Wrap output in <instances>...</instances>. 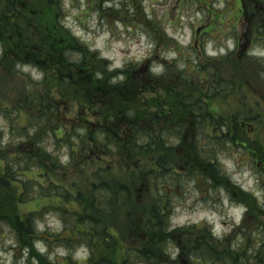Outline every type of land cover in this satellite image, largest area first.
Wrapping results in <instances>:
<instances>
[{"label": "rangeland", "instance_id": "obj_1", "mask_svg": "<svg viewBox=\"0 0 264 264\" xmlns=\"http://www.w3.org/2000/svg\"><path fill=\"white\" fill-rule=\"evenodd\" d=\"M5 1L0 0V8ZM246 1L20 0L18 8L32 25L22 28L19 32L9 27L0 34V49L3 50L4 47L9 55L18 52L17 47H27L19 50L20 56L17 61L9 58V62L7 59L4 65H0V106L6 107L0 108V117H3L0 123L5 130L8 128L5 126V121L9 122V117L14 114L17 117L11 118L22 127H27L25 121L29 115L34 119L43 118L41 112L32 111L35 107H32V102L26 99L30 96L29 89L37 85V90L40 91L41 97L45 98L49 108L58 110V113L52 112L49 115L48 124L53 125L56 130L61 127V131H64L67 137L73 134L72 129L82 128L79 132L82 140L75 148L82 154L77 152L78 155L74 160H70L71 157L61 142L55 141L54 137L47 142L49 137L44 134L40 136V132L36 138H33L34 142L38 143L30 145L31 135L34 134L31 128L14 130L10 133V141L5 136V150L11 153L18 147V150L33 154L36 151L40 152L38 145L41 142L47 143V146H43L45 148L42 147V153L47 159L52 158L46 153L47 147L48 153L54 154L53 157L59 160L57 163L53 161L55 165L48 166L47 176L57 180L58 184H63L73 194L80 191L85 197V205L89 201L90 183L100 180L118 183L119 179L129 182L133 188L129 206L116 204L112 198L109 201L113 213L106 220L116 231H119V237H123L124 234L130 239L137 238L139 233L137 227L143 224L145 211L155 203L160 196L159 188L164 186L162 197L168 199L170 203L172 214L169 224L175 231L172 234L175 236L184 233V235L172 245L176 246L174 250H167L165 258L159 259L163 264L189 263L187 252L192 240V236H189L193 230L191 226L204 222L214 231L216 236L211 235L212 242L219 248L228 249L236 246L234 243L237 240H244V245L247 240H251L252 249L260 250L261 259L257 262L252 260V264H264V233L261 230L264 223L261 209L264 207V170L260 164L263 161L256 163L255 158L247 159L246 154H242L238 149L233 151L225 149L220 154L214 153L221 167L226 169L229 184L233 181L236 188L241 190V194L246 190L249 193L254 192L258 198L245 196L246 201L252 205L248 211L240 195L232 193L229 188H223L213 181L206 182L207 185L201 184L199 187L195 185L196 177L198 178L196 183L203 178L199 172L193 170L191 163L187 162L190 153L186 151L189 147H193L195 142L193 133L186 136L179 148L171 150L174 152L173 155L167 154L174 158L177 169L183 175L176 174L175 179H166L157 172H151L153 158L144 155L141 159L144 167L142 172H149L148 179H145L149 182L142 184L139 178H130L131 169L123 166L129 155L122 154L117 157L105 153V150L100 153L99 158L92 154L94 146L100 144L99 141L96 144L92 138L93 132L100 129L102 120L97 118L98 108L87 109L85 105L86 92L95 87L93 84L102 86L107 78L113 83L125 82L124 76L118 75H121L122 69L132 61L143 66L145 64V74L149 72L147 64L151 61L146 62L149 58H152L155 65L164 63L168 65L165 76L158 81V85H152L151 92L147 94L150 98L156 96L163 99L166 84L182 83V78L179 79L171 62L179 58L181 53L186 54L190 47H200L204 54L214 58L235 52L231 59H236L238 65L240 62L241 68L234 70L229 60L221 70L226 77L239 71L236 75L237 81L245 88V101L249 110L255 102L261 105L259 108L262 111L263 121L256 137L259 143H264V0H248L249 4L244 7L243 13L240 9L242 3ZM74 37L80 38V42L75 43ZM63 47H85V50L79 52L83 61L81 65L66 63L64 66H59L64 72L62 74L64 76L61 77L55 73L58 66L49 59L55 52L63 51ZM179 47L182 48L180 52ZM249 51L253 52L254 56L249 55ZM71 53L70 57L76 54V52ZM12 61L15 63L10 65ZM88 76L97 79L96 82L87 81ZM46 90L49 92L45 93ZM227 106L231 110L235 108L231 104ZM218 108L221 112L227 109L225 104L218 105ZM4 112H7L8 116L3 115ZM85 128L89 129L87 133ZM61 135L62 132H59L58 136ZM49 162L50 160L47 163ZM108 164L111 165L108 172L93 177L99 167H106ZM42 172L39 168H34L27 175L39 178L38 175ZM189 172L195 174L191 175ZM177 181L179 182L176 184ZM43 184L46 185L47 180ZM118 185L120 184H113L115 187ZM9 188L0 185V207L10 211L15 209L13 213H18L15 201L19 189L15 190V194ZM165 189H176V192L170 191L168 196H164ZM49 203L52 201L46 198L30 200L27 204L19 205V212L22 214L30 210H38ZM53 203L66 204L57 199H53ZM73 206L77 207L75 203ZM59 211L48 208L36 217V224H39L41 231H48L51 239L65 231ZM128 220L130 224L127 223ZM130 225H135L133 231L130 230ZM179 227L185 230H174ZM1 228L6 236L4 238L0 236V264H32L28 262L22 249L16 247L7 226ZM240 232L243 235H239ZM125 241L128 240L122 242ZM50 244H52V259L54 255H58L59 258L65 255L59 241L52 240ZM37 246L41 252L47 251L48 246L45 243L38 242ZM86 253H88L87 249L86 251L84 249L83 254L82 249H78L75 257H83Z\"/></svg>", "mask_w": 264, "mask_h": 264}, {"label": "trees", "instance_id": "obj_2", "mask_svg": "<svg viewBox=\"0 0 264 264\" xmlns=\"http://www.w3.org/2000/svg\"><path fill=\"white\" fill-rule=\"evenodd\" d=\"M19 1L6 0L0 8V34L9 27L19 32L22 28L32 25L18 8ZM247 4H249L248 0L242 3L243 10L241 8V12L244 13V7ZM74 39L75 43L80 42V38L74 37ZM26 48L17 47L18 52H12L9 55L3 47L0 65H4L7 59L9 62V58L17 61L20 56L19 50ZM63 48V51L55 52L49 59L58 66L55 73L61 77L64 76L62 75L64 72L59 66H64L66 63L81 65L83 61L79 52L85 50V47ZM71 52H76V54L70 57ZM30 53L32 54V52ZM234 53L214 58L204 54L200 47H190L186 54L181 53L179 58L171 62L179 79L182 78V83L166 84L163 99L156 96L150 98L147 94L151 92V86L158 85V81L167 73L169 67L166 64H162L163 71L160 74L154 75L150 72L151 66L149 72L145 74V64L143 66L131 63L122 69L121 75H118L119 77L123 75L125 82L116 81L113 83L107 78L102 86L92 83L95 87L86 92L85 105L87 109L98 108L99 117L97 118L102 120L100 129L93 132L92 138L95 143L99 141L100 144L96 143L97 145L91 151L92 154L99 158L100 153L105 150V153H111L117 157L122 154L129 155L130 158L127 156L128 160L123 166L131 169L130 178H139L143 182L142 184L149 182L145 180L148 179L149 172H142L144 167L141 164V159L144 155H149L153 158L151 172H157L159 176L166 179H175L176 174L183 175V173L177 169L174 158L172 159L167 154L173 155L174 152L171 150L179 148L186 136L193 133L195 142L193 147H189L186 151V153H190L187 162L191 163L193 170L199 172L203 178L196 183V179H198L196 177L195 185L199 187L201 184L207 185L206 182L212 183V181L218 183L219 186L229 188L232 193L240 195L246 204L247 211L250 210L252 205L245 199L247 194L245 192L241 194V190L236 188L233 181L229 184L226 169L221 167L219 159L214 155V153L220 154L225 149H232V151L238 149L242 154H246L247 159L255 158L257 159L256 163L263 161L260 164L264 170V143H259V139L256 137L257 130L263 121L262 111L259 108L261 105L259 102H255L249 110L245 101V88L237 81L236 75L239 71L226 77L221 70V67L227 65L229 60H231V67L234 70L241 68L240 62L238 65L236 59H231L233 58L231 56L235 55ZM14 63L12 61L10 65ZM142 66L143 68H141ZM78 76L80 75L78 74ZM86 80L96 82L97 79L88 76ZM37 88V85L32 86L29 89L30 96L26 99L32 102V107H35L32 111L41 112L43 118L34 119L29 115L25 121L27 127H22L11 118L16 116L14 114L9 117V122L5 119V126L8 127L5 130L0 123V185L10 187L9 189L15 194V190L19 189L15 201L18 213H13L15 209L10 211L0 207V236L3 238L6 236L2 233L1 229L3 228L1 227L7 226L15 240L16 247L22 249L28 262L32 264H163L159 259L165 258L167 250L171 248L174 250L176 246L172 245L175 241L181 240L184 235V233L175 236L172 234L175 231L169 224L172 214L170 203L168 199L162 197L164 186L159 188L160 196L155 200V203L145 211L144 222L137 227L139 231L137 238L130 239L124 234H122L123 237H119V231H116L106 220L113 213L109 201L112 198L116 204L129 206L133 191L129 182L119 179L118 183L100 180L88 184L89 201L85 205V197L80 191L73 194L63 184H58L57 180L47 176L48 166L55 165L53 161L56 163L59 161L53 157L54 154L48 153L47 147L46 153L53 159H47L42 153V147L47 146V143L41 142L38 145L40 152L36 151L33 154L18 150V147L15 152L11 153L5 150V136L10 141V133L14 130L22 131L24 128H31L34 134L31 135L30 145L38 143L34 142L33 138H36L40 132V136L44 134L49 137L47 142L48 139L55 136V141L61 142L67 149L71 157L70 160H74L80 153L77 149L75 150L82 140V135H78L80 130L75 129L76 137L67 138L63 132L59 138L57 130L60 127L56 130L53 125L47 123L49 115L52 112L58 113V110L49 108ZM48 92L49 90H46L45 93ZM221 104H225L227 107L225 112L219 110L218 105ZM227 104L235 106L234 110L229 109ZM0 108L6 107L0 106ZM3 115L8 116L7 112H4ZM2 118L0 117V121ZM108 122L110 123L108 124ZM91 125L96 126V124ZM88 130L85 128V133ZM88 135L90 136V134ZM77 152L78 154H76ZM49 160L50 162L47 163ZM34 168L43 171L41 175H38L39 178L27 175ZM109 168H111L110 164L106 167H99L93 177L104 175ZM189 173L195 174L194 172ZM46 180L47 184L44 185L43 182ZM113 184L120 185L115 187ZM170 191L176 192V189H165L164 196H168ZM99 193L101 194L100 198ZM37 198H46L52 203L38 210H30L22 214L19 212L20 204H27L30 200ZM53 199H57L59 202L64 201L66 204L53 203ZM73 203L77 207L73 206ZM48 208L60 210L65 229L58 236L55 234L56 237L53 239L50 238L48 231H41L39 224H36V217H39ZM261 209L264 214V208ZM127 223L130 224V220ZM134 226H129L131 231ZM191 227L193 230L189 236H192V240L187 252L190 264H252V260L256 262L261 260L259 258L260 250L252 249L251 240H247L245 245L243 244L244 240H237L234 243L236 246L222 249L212 242L210 228L207 224L201 223ZM174 230L184 231L185 228ZM261 230L264 233V223ZM239 235L243 234L240 232ZM52 240L62 244L65 251L63 257L59 258L58 255H54L52 259V244H50ZM123 240L128 241L122 242ZM38 242H43L48 246L46 252H41L37 248ZM78 249H82L83 252L84 249L85 251L87 249L88 253L83 257H75ZM238 256L239 259H237Z\"/></svg>", "mask_w": 264, "mask_h": 264}]
</instances>
